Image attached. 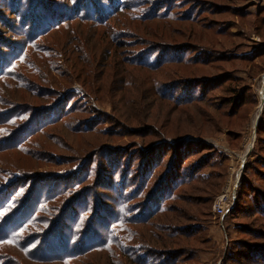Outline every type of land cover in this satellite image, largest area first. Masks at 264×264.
I'll return each instance as SVG.
<instances>
[{
  "label": "rangeland",
  "instance_id": "1",
  "mask_svg": "<svg viewBox=\"0 0 264 264\" xmlns=\"http://www.w3.org/2000/svg\"><path fill=\"white\" fill-rule=\"evenodd\" d=\"M263 75L264 0H0V264H264Z\"/></svg>",
  "mask_w": 264,
  "mask_h": 264
},
{
  "label": "bare ground",
  "instance_id": "2",
  "mask_svg": "<svg viewBox=\"0 0 264 264\" xmlns=\"http://www.w3.org/2000/svg\"><path fill=\"white\" fill-rule=\"evenodd\" d=\"M264 76V75H263ZM263 91H264V79L263 81L260 83V89L258 90V95H259V105L261 107V104H260V100L262 99L263 97ZM262 109V108H261ZM257 119V118H256ZM255 125V124H254ZM221 206H222V201H221ZM221 206H220V209H221Z\"/></svg>",
  "mask_w": 264,
  "mask_h": 264
},
{
  "label": "trees",
  "instance_id": "3",
  "mask_svg": "<svg viewBox=\"0 0 264 264\" xmlns=\"http://www.w3.org/2000/svg\"><path fill=\"white\" fill-rule=\"evenodd\" d=\"M234 93V92H233ZM231 100L232 99H234V98H230ZM235 101V100H234ZM235 105L236 104H233V106L235 107ZM11 145H9V143H8V145L6 146V147H0V150H4L5 148H9ZM6 207H5V199L4 200H2L1 202H0V210H4ZM4 225H8V222H6V224H4Z\"/></svg>",
  "mask_w": 264,
  "mask_h": 264
},
{
  "label": "built area",
  "instance_id": "4",
  "mask_svg": "<svg viewBox=\"0 0 264 264\" xmlns=\"http://www.w3.org/2000/svg\"><path fill=\"white\" fill-rule=\"evenodd\" d=\"M263 79H264V76L262 77V80H261V82L263 81ZM258 97H259V95H258ZM263 102V97H262V99L260 100V104ZM221 201L222 200H219V206H221ZM223 205H224V203H223V201H222V206H221V209H220V207H219V209L222 211V210H224L226 207H223Z\"/></svg>",
  "mask_w": 264,
  "mask_h": 264
}]
</instances>
